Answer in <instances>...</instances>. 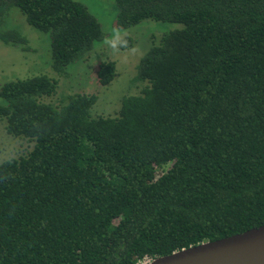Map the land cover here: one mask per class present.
Masks as SVG:
<instances>
[{"label": "trees", "instance_id": "16d2710c", "mask_svg": "<svg viewBox=\"0 0 264 264\" xmlns=\"http://www.w3.org/2000/svg\"><path fill=\"white\" fill-rule=\"evenodd\" d=\"M114 28L177 24L140 59L139 95L113 117L97 96L41 102L45 74L0 88V122L31 150L0 163V264H141L264 224V0H109ZM50 39L63 76L104 34L75 0H0ZM129 47L133 40L127 37ZM113 61L99 63L107 86Z\"/></svg>", "mask_w": 264, "mask_h": 264}, {"label": "rangeland", "instance_id": "374dc122", "mask_svg": "<svg viewBox=\"0 0 264 264\" xmlns=\"http://www.w3.org/2000/svg\"><path fill=\"white\" fill-rule=\"evenodd\" d=\"M86 6L100 23L104 34H109L113 27L116 7L109 0H75ZM5 28L17 29L28 41L27 50L18 46H8L0 41V88L8 81L25 79L38 74H45L57 80V88L51 97H41V102L55 106L70 95H96L97 100L90 114L93 117H113L117 114L121 100L127 96L139 95L145 86L143 82H135L137 65L151 47L158 42L163 33L179 28L177 24L146 20L137 26L126 29L132 38V48L113 55L109 49L98 44L81 61L68 66L63 76H56L50 69V39L48 34L39 32L29 26L24 16L16 7H11L4 19ZM106 34V35H107ZM113 61L116 76L107 86H100L96 78L99 63ZM32 143L13 138L6 134L0 122V163L31 150Z\"/></svg>", "mask_w": 264, "mask_h": 264}, {"label": "water", "instance_id": "95a60500", "mask_svg": "<svg viewBox=\"0 0 264 264\" xmlns=\"http://www.w3.org/2000/svg\"><path fill=\"white\" fill-rule=\"evenodd\" d=\"M147 264H264V224L157 257Z\"/></svg>", "mask_w": 264, "mask_h": 264}, {"label": "clouds", "instance_id": "9594fccd", "mask_svg": "<svg viewBox=\"0 0 264 264\" xmlns=\"http://www.w3.org/2000/svg\"><path fill=\"white\" fill-rule=\"evenodd\" d=\"M128 32L124 28H113L112 31L103 38V46L110 50L113 55L127 49L135 52L137 49L130 48L128 43Z\"/></svg>", "mask_w": 264, "mask_h": 264}, {"label": "built area", "instance_id": "2783aa9c", "mask_svg": "<svg viewBox=\"0 0 264 264\" xmlns=\"http://www.w3.org/2000/svg\"><path fill=\"white\" fill-rule=\"evenodd\" d=\"M149 261L145 260L144 262H142L141 264H147Z\"/></svg>", "mask_w": 264, "mask_h": 264}]
</instances>
